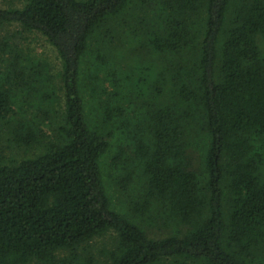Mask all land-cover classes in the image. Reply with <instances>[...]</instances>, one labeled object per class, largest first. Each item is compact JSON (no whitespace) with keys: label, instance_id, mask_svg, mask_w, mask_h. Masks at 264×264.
Listing matches in <instances>:
<instances>
[{"label":"trees","instance_id":"trees-1","mask_svg":"<svg viewBox=\"0 0 264 264\" xmlns=\"http://www.w3.org/2000/svg\"><path fill=\"white\" fill-rule=\"evenodd\" d=\"M0 27L59 61L0 43V264H264V0H25Z\"/></svg>","mask_w":264,"mask_h":264},{"label":"rangeland","instance_id":"rangeland-1","mask_svg":"<svg viewBox=\"0 0 264 264\" xmlns=\"http://www.w3.org/2000/svg\"><path fill=\"white\" fill-rule=\"evenodd\" d=\"M25 0H0V8H21L24 5ZM125 29V28H124ZM136 29V28H135ZM119 33L122 32L121 28L118 29ZM128 33V32H127ZM126 33L128 40L130 36ZM141 34V33H140ZM124 36V37H126ZM127 45L121 43V47L124 49L125 55L131 60V64L135 65L137 68L152 69V63L156 61L153 59L154 55L148 53L146 50L142 51L143 56L130 55L127 47L131 43H135L134 39L130 40ZM6 42L9 47L16 46L24 50L36 53L42 56L49 64L52 65L53 71L56 74L59 70V61L54 50L46 43V41L40 36L20 34L16 27H0V43ZM120 46V44H119ZM141 47L138 43H135L132 47ZM142 50V49H140ZM145 73H148L145 72ZM110 242L108 238L104 237L102 241H97L95 248V254L99 258L102 255L104 248L107 249V243Z\"/></svg>","mask_w":264,"mask_h":264}]
</instances>
